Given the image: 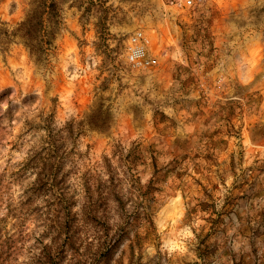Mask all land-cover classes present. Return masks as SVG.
Segmentation results:
<instances>
[{
    "label": "rangeland",
    "instance_id": "374dc122",
    "mask_svg": "<svg viewBox=\"0 0 264 264\" xmlns=\"http://www.w3.org/2000/svg\"><path fill=\"white\" fill-rule=\"evenodd\" d=\"M0 264H264V0H0Z\"/></svg>",
    "mask_w": 264,
    "mask_h": 264
},
{
    "label": "built area",
    "instance_id": "2783aa9c",
    "mask_svg": "<svg viewBox=\"0 0 264 264\" xmlns=\"http://www.w3.org/2000/svg\"><path fill=\"white\" fill-rule=\"evenodd\" d=\"M186 4L191 6L195 0H185ZM148 40L142 30L135 31L128 40L127 58L128 62L134 68L148 67L152 59L147 51Z\"/></svg>",
    "mask_w": 264,
    "mask_h": 264
},
{
    "label": "trees",
    "instance_id": "16d2710c",
    "mask_svg": "<svg viewBox=\"0 0 264 264\" xmlns=\"http://www.w3.org/2000/svg\"><path fill=\"white\" fill-rule=\"evenodd\" d=\"M28 21V20H27ZM30 23V22H29ZM23 25H26V24H23ZM36 39L34 37H32L31 35L28 37V39H26V42L29 44V46L32 48L33 46V42L35 41Z\"/></svg>",
    "mask_w": 264,
    "mask_h": 264
},
{
    "label": "bare ground",
    "instance_id": "6f19581e",
    "mask_svg": "<svg viewBox=\"0 0 264 264\" xmlns=\"http://www.w3.org/2000/svg\"><path fill=\"white\" fill-rule=\"evenodd\" d=\"M173 8H174V7H173ZM146 38H147V37H146ZM149 38H150V37H149ZM151 41H153V40L151 39ZM149 42H150V41H149ZM149 42H148L147 44H149ZM153 42H154V41H153ZM150 44H151V42H150ZM152 44H154V43H152ZM152 44H151V46H154V45H152ZM151 46H150V48H151ZM152 48H154V47H152ZM154 49H155V48H154ZM154 49H153V50H154ZM176 49H177V48H176ZM173 199H174V198H173ZM173 199H172V200H173ZM175 199H178V197L175 198ZM179 199H180V198H179ZM177 201H178V200H176V201H174V202L177 203ZM178 202H179V201H178ZM172 203H173V202H172ZM177 204H179V203H177ZM180 205H181V204H180ZM175 207H176V206H175ZM175 207H174V210L177 209V208H180V206L178 207V205H177L176 208H175ZM180 209H182V208H180ZM176 211H177V210H176ZM178 211H179V209H178ZM177 214H178V213H177ZM179 214H181V213H179Z\"/></svg>",
    "mask_w": 264,
    "mask_h": 264
}]
</instances>
